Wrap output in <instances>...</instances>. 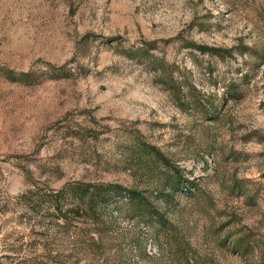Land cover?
Returning <instances> with one entry per match:
<instances>
[{
	"label": "rangeland",
	"instance_id": "1",
	"mask_svg": "<svg viewBox=\"0 0 264 264\" xmlns=\"http://www.w3.org/2000/svg\"><path fill=\"white\" fill-rule=\"evenodd\" d=\"M79 180L162 220L20 196ZM262 262L264 0H0V264Z\"/></svg>",
	"mask_w": 264,
	"mask_h": 264
},
{
	"label": "trees",
	"instance_id": "2",
	"mask_svg": "<svg viewBox=\"0 0 264 264\" xmlns=\"http://www.w3.org/2000/svg\"><path fill=\"white\" fill-rule=\"evenodd\" d=\"M197 47L202 51H218V47L209 46L207 44H196ZM13 73V72H12ZM29 71H22L20 75H16V80L22 79L24 76L30 75ZM155 151V153L163 159L164 162L169 163V159L157 148L155 145H151ZM176 172L178 175V181H181L183 174L181 173L179 168H176ZM41 189L39 187L30 188L26 192L20 194L21 198H36L37 196H47L51 200V204H53L56 208L58 217H64L67 221L73 219L76 225L81 224L86 228V230H90L86 232L88 236V240H91L95 243H100V237L94 232V228H87L88 225V217H90V213L92 212L94 217V222L98 221L96 215L97 210L99 208V204L101 202H107L110 198L115 197V195H124L123 193H130L131 198L130 202L137 206V209H141L142 214L149 216H156L160 220H162V212L153 206V204L148 200V198H142L143 193L140 190L128 188L119 183L113 182H86V181H73L68 182L64 186L59 189H50L43 190L40 193ZM105 197V198H104ZM73 214L81 216V219ZM86 236V237H87ZM85 238L84 243L87 244L88 241ZM264 264V262H262Z\"/></svg>",
	"mask_w": 264,
	"mask_h": 264
}]
</instances>
